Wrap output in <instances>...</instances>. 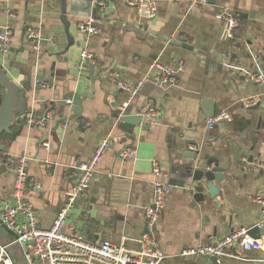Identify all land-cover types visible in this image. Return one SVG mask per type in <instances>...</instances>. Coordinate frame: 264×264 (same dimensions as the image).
I'll use <instances>...</instances> for the list:
<instances>
[{
	"label": "crops",
	"instance_id": "crops-1",
	"mask_svg": "<svg viewBox=\"0 0 264 264\" xmlns=\"http://www.w3.org/2000/svg\"><path fill=\"white\" fill-rule=\"evenodd\" d=\"M207 1V5H198L194 0H154L156 14L148 19L122 0H89L101 32L85 37L77 28L82 17L67 14L70 25L64 28L59 19L60 0H0V32L4 28L12 31L8 52L0 53V70L27 101L25 118L11 123L9 131L0 136V156L12 159L0 162V199L11 197L17 159L28 158L27 196L39 226L48 229L68 202L76 165L88 160L98 142L109 137L114 140L102 153L88 189L68 211L66 232L75 229L79 234L86 216L98 230L87 228L82 238L109 239L137 250V239L148 231L142 208L153 197L152 160L166 183L180 178L173 171L183 159L199 169L218 164L224 175L213 182L218 188L213 199L204 190V202L192 199L193 184L171 185L159 220L149 230L165 255L162 264H211L204 256L180 253L259 222L264 203L255 202L254 197L264 194V85L244 78L264 72V0ZM100 3L101 8H96ZM218 6L237 14L239 23L230 41L225 38L224 25L214 18ZM29 26L42 32L39 59L25 39ZM177 37L192 49L163 40ZM83 49L93 56V93L80 98L81 118L68 119L72 114L66 107L68 94L90 91L87 66L79 68ZM218 54L230 57V63L219 62ZM178 63L176 85L154 82L158 65L175 67ZM140 82L131 95L130 90ZM120 85L125 88L118 94ZM4 95L0 84V103ZM251 96L259 100L244 107L241 100ZM124 103L128 113L137 114L155 104L160 114L151 121L143 119L127 135L115 125L116 110ZM48 107L53 113L50 122L26 127L27 117L40 120ZM211 110L213 116L227 112L230 120H219L208 128L206 113ZM61 115L64 120L54 129ZM42 140L50 144L47 152L39 147ZM185 141L199 152L194 158L180 156L177 147ZM243 148H249L253 163H245ZM122 151L127 152L124 158L118 156ZM207 160L213 162L207 164ZM237 160L242 165L234 163ZM263 237L264 229L260 230ZM217 264H264V251L221 256Z\"/></svg>",
	"mask_w": 264,
	"mask_h": 264
},
{
	"label": "built area",
	"instance_id": "built-area-1",
	"mask_svg": "<svg viewBox=\"0 0 264 264\" xmlns=\"http://www.w3.org/2000/svg\"><path fill=\"white\" fill-rule=\"evenodd\" d=\"M122 2L135 7L142 17L149 19L156 14L154 0H122ZM194 3L207 5L208 1L194 0ZM213 15L216 20L224 25L226 40H232L239 23L236 12L227 7L218 6L215 8ZM98 23L99 21L94 16H90L78 21L77 28L85 37L94 36L101 32ZM25 39L33 49L36 59H39L43 41L41 29L34 26L27 27ZM11 42L12 31L9 28H4L0 32L1 54L4 55L8 52ZM86 63L93 64V56L83 49L80 53L79 68H83ZM180 67V63L175 67L158 65V74L154 78V82L162 86L176 85ZM244 79L264 85V72L257 71L248 74ZM142 83H138L135 88L130 90L131 95L139 89ZM120 88L125 87L120 85ZM258 100V96H251L243 98L241 103L244 107H248L256 104ZM66 103H69V100ZM126 107V103L122 104L120 112L125 111ZM47 109L45 116L40 120L35 119L33 116L27 117L25 119L26 127L30 128L50 122L53 113L50 107ZM137 114L142 116L143 119L151 121L160 114V110L155 104H148ZM222 119L229 121L230 115L224 111L216 114L209 118L207 127L211 129L216 122ZM113 140L109 137L100 140L94 154L88 160L79 162L76 165L80 170V174L69 192L68 202L59 210L48 229L39 226L38 214L27 196L28 176L26 164L28 158L20 157L17 159L13 170L14 180L11 197L0 199V227L7 234L6 241L0 239V264H162L164 262L165 255L160 251L155 237L149 230L159 220L164 208L165 197L170 192L171 185L162 180L163 174L155 160L151 161L153 197L142 208L148 231L137 239V250H129L123 243H114L109 239L96 242L87 241L79 234L66 232L64 229L68 211L75 199L88 189L102 153ZM39 147L47 152L50 144L48 140H42ZM191 149L195 150L196 148L191 147ZM126 155V151L118 154L122 158ZM1 161L6 164V162L10 163L12 159L2 155L0 156ZM249 168L254 169V166L251 165ZM37 185V183L33 184L35 187ZM254 201L263 204L264 194L256 195ZM255 226L259 230L264 229V216ZM247 230L244 228L235 230L224 237L211 239L208 243L197 248L183 250L180 254L200 257L216 256L219 258L221 256H243L251 251L260 250L261 238L250 237Z\"/></svg>",
	"mask_w": 264,
	"mask_h": 264
},
{
	"label": "water",
	"instance_id": "water-1",
	"mask_svg": "<svg viewBox=\"0 0 264 264\" xmlns=\"http://www.w3.org/2000/svg\"><path fill=\"white\" fill-rule=\"evenodd\" d=\"M96 8L100 9L101 5H98ZM81 11V14L74 12V11ZM92 3L89 0H60V21L64 28L68 30L70 23L66 19V15L70 14L73 17H82L87 18L92 16ZM78 23V22H77ZM163 40L169 41V44L174 46H181L184 49H192L191 46L181 38L177 37L173 40H168V38H164ZM217 60L222 64L228 65L231 61L230 57H226L222 54H218ZM88 76L90 80V91H80V92H73L68 94L69 103H67L66 107H68V111H71V115L67 116L68 119H72L81 115L82 112V105L80 98L83 95L87 97L92 96L93 93V83H94V64L86 63ZM0 84L5 90V95L2 98L0 103V134L2 132H8L9 126L13 122H20L22 118H25V111L27 109V101L26 97L17 86L5 76V74L0 70ZM114 85H118V81L114 82ZM27 88L26 91H28ZM123 89L118 88V94ZM115 107V104H112ZM254 109L257 108V105L253 107ZM210 109V108H207ZM213 116V110L206 113V117L211 118ZM117 123L115 124L117 127L124 130L127 135H130L133 129L138 126L143 118L138 114H132L128 112H120L116 110ZM64 118L62 115L60 116V120L56 122L54 129L57 128L58 124L62 122ZM190 145H193L190 141H185L183 144L178 145L177 150H179L180 156L182 158H194L196 154L199 152L195 149L192 150ZM183 149V151H181ZM241 151V150H240ZM249 148H243L241 154L243 157L246 158L245 163L251 164L253 163V156L248 154ZM201 162V161H199ZM213 162L212 160H207V164ZM237 165H242V162L237 160L235 161ZM4 166V164H2ZM193 162L181 161V164L173 171V173H178L177 177L180 178H171L168 180L169 185H176L178 187H185L187 184H193L192 186V199L195 202H204V190L207 191L208 196L210 199H213L218 194V188L214 185V180L221 181L224 178L223 175V168L219 167L218 164L212 166L208 169L206 166H202V168H195ZM80 174V170L76 167L75 168V176L73 179H76L77 176ZM85 222L81 227L79 232L81 237H85V232L87 228H92V231H97L98 229L95 226H92V222L88 221L87 217L82 218ZM74 232L76 230L74 229ZM247 234L255 239L260 238V230L255 226H251L247 230ZM96 235V234H94ZM0 239L4 241L7 240V234L5 231L0 227ZM261 250L264 251V237L261 238ZM205 259L211 262V264H217L218 258L216 256H204Z\"/></svg>",
	"mask_w": 264,
	"mask_h": 264
},
{
	"label": "trees",
	"instance_id": "trees-1",
	"mask_svg": "<svg viewBox=\"0 0 264 264\" xmlns=\"http://www.w3.org/2000/svg\"><path fill=\"white\" fill-rule=\"evenodd\" d=\"M3 134V132L0 134V136Z\"/></svg>",
	"mask_w": 264,
	"mask_h": 264
}]
</instances>
